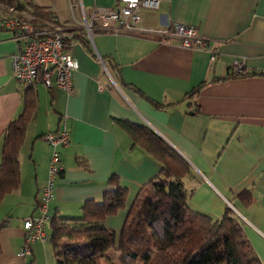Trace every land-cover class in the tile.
<instances>
[{
	"label": "crops",
	"instance_id": "obj_1",
	"mask_svg": "<svg viewBox=\"0 0 264 264\" xmlns=\"http://www.w3.org/2000/svg\"><path fill=\"white\" fill-rule=\"evenodd\" d=\"M27 1L50 12L59 29L72 37L69 52L77 70L70 95L54 86L29 87L35 109L18 155L19 187L0 203V264L32 262L46 249L47 226L44 242L32 245L30 257L17 261L22 220L37 215L46 182L51 150L43 137L61 129L67 132V144L55 149L60 173L53 182L49 217L79 216L85 201L99 202L113 190L108 180L114 177L127 198L105 227L119 231L132 199L158 166L132 146L116 122L146 128L182 159L189 169L182 181L188 208L213 220L225 209L231 211L264 264V0H158L155 12L139 9L141 30L194 28L208 41L216 58L212 64L206 53L181 49L165 37L94 29L88 38L82 25L90 14L115 8L118 0ZM15 49L0 26V152L1 134L18 115L24 89L10 75ZM235 61L244 77L214 82L227 79ZM196 89L191 100L186 98Z\"/></svg>",
	"mask_w": 264,
	"mask_h": 264
},
{
	"label": "trees",
	"instance_id": "obj_2",
	"mask_svg": "<svg viewBox=\"0 0 264 264\" xmlns=\"http://www.w3.org/2000/svg\"><path fill=\"white\" fill-rule=\"evenodd\" d=\"M0 11L39 28H61L50 12L27 0H0ZM243 77L231 74L214 82ZM197 93L198 89L186 98L191 100ZM34 109L35 95L31 88H24L20 111L1 134L0 203L19 187L18 155ZM116 125L132 146L157 164L158 172L138 189L117 233L107 230L105 221L124 209L127 193L114 177L108 180L113 190L99 202L85 201L79 216L52 215L47 229L55 264L103 260L109 264L107 251L117 255L118 264H259L231 211L225 209L213 220L188 208L189 193L182 181L189 169L182 159L146 128L126 122Z\"/></svg>",
	"mask_w": 264,
	"mask_h": 264
},
{
	"label": "built area",
	"instance_id": "obj_3",
	"mask_svg": "<svg viewBox=\"0 0 264 264\" xmlns=\"http://www.w3.org/2000/svg\"><path fill=\"white\" fill-rule=\"evenodd\" d=\"M158 6V0H118V5L113 9H95L89 16V22L82 25V29L88 38L94 29L112 35L165 37L176 40L181 49L206 53L209 64L215 62L216 58L209 48L208 41L197 36L192 27L172 25L155 32L139 29V9L155 12ZM0 26L16 45L15 53L10 58V75L17 84L23 88L39 85L49 89L54 86L66 95L71 94V76L77 70V63L69 52L73 45L72 37L58 29L39 28L38 25L12 16L2 17ZM77 36L83 37V33H78ZM230 70L232 74L239 75L242 73V65L237 61L232 62ZM43 142L51 150L46 182L39 192L37 215L22 220L23 243L16 254L20 261L30 257L32 245L43 243L45 240V229L50 220L48 206L53 199V182L60 173L59 158L55 149L67 144V132L61 129L54 134L45 135Z\"/></svg>",
	"mask_w": 264,
	"mask_h": 264
},
{
	"label": "rangeland",
	"instance_id": "obj_4",
	"mask_svg": "<svg viewBox=\"0 0 264 264\" xmlns=\"http://www.w3.org/2000/svg\"><path fill=\"white\" fill-rule=\"evenodd\" d=\"M55 30V29H53ZM60 32H62L59 29ZM47 234V232H46ZM47 236V235H46ZM44 248L43 251L40 253L39 256L36 257L35 261L29 262L28 259L25 264H55L54 258H53V252L52 249L48 246V243H44ZM45 254L48 256V258L44 255ZM106 258L109 260V264H118L117 263V255L114 254L112 251H107L106 252ZM17 261L22 262L17 259ZM99 264H107L106 261H101Z\"/></svg>",
	"mask_w": 264,
	"mask_h": 264
}]
</instances>
